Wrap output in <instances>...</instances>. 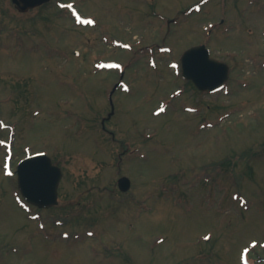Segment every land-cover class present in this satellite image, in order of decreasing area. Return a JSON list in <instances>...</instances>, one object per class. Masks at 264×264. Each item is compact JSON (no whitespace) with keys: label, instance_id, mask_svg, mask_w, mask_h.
Returning <instances> with one entry per match:
<instances>
[{"label":"rangeland","instance_id":"1","mask_svg":"<svg viewBox=\"0 0 264 264\" xmlns=\"http://www.w3.org/2000/svg\"><path fill=\"white\" fill-rule=\"evenodd\" d=\"M202 43L232 66L227 91L184 82ZM0 101L14 162L29 146L64 167L42 214L67 220L40 230L0 166V264H264V0H0Z\"/></svg>","mask_w":264,"mask_h":264},{"label":"water","instance_id":"2","mask_svg":"<svg viewBox=\"0 0 264 264\" xmlns=\"http://www.w3.org/2000/svg\"><path fill=\"white\" fill-rule=\"evenodd\" d=\"M49 0H14L22 10L28 7L43 4ZM184 76L193 79L202 90L219 89L229 78V66L210 57L209 49L205 45L193 47L186 51L182 57ZM22 166L29 168L21 172L23 178V191L25 196L40 206H48L57 203L58 186L62 178L61 170L52 165L51 159L45 155L23 162ZM38 163H42L38 165ZM36 166L34 170L33 166ZM38 168L41 171H38ZM30 175L32 176H29ZM22 184V181H21ZM123 190L129 189L131 181L127 177L120 180Z\"/></svg>","mask_w":264,"mask_h":264},{"label":"trees","instance_id":"3","mask_svg":"<svg viewBox=\"0 0 264 264\" xmlns=\"http://www.w3.org/2000/svg\"><path fill=\"white\" fill-rule=\"evenodd\" d=\"M215 165H217V163H214V164H213V167H214Z\"/></svg>","mask_w":264,"mask_h":264},{"label":"snow or ice","instance_id":"4","mask_svg":"<svg viewBox=\"0 0 264 264\" xmlns=\"http://www.w3.org/2000/svg\"><path fill=\"white\" fill-rule=\"evenodd\" d=\"M87 23H91V21H87Z\"/></svg>","mask_w":264,"mask_h":264}]
</instances>
